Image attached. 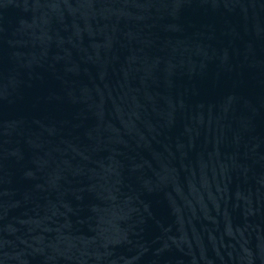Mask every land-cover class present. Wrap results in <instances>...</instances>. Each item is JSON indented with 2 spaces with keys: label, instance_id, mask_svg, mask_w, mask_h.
Segmentation results:
<instances>
[{
  "label": "water",
  "instance_id": "water-1",
  "mask_svg": "<svg viewBox=\"0 0 264 264\" xmlns=\"http://www.w3.org/2000/svg\"><path fill=\"white\" fill-rule=\"evenodd\" d=\"M0 264H256L199 0H0Z\"/></svg>",
  "mask_w": 264,
  "mask_h": 264
}]
</instances>
